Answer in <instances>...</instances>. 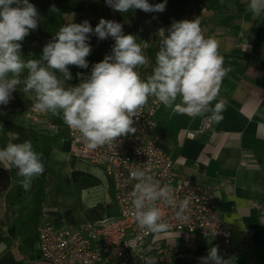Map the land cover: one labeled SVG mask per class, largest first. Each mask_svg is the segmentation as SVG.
<instances>
[{"label":"crops","instance_id":"obj_1","mask_svg":"<svg viewBox=\"0 0 264 264\" xmlns=\"http://www.w3.org/2000/svg\"><path fill=\"white\" fill-rule=\"evenodd\" d=\"M249 2L220 0L215 9H200L189 0H179L166 6L163 12H148L142 20L153 21L156 26L160 24L163 37H166L174 22L199 18L203 35L217 40L224 66L232 68L221 82L219 95L212 101L213 106L218 101L224 102L221 122L207 119L211 113L192 118L163 105L154 117L160 126L157 132L162 150L173 160L176 178L210 186L219 219L230 232L229 243L215 245L195 236L200 242L195 246L194 239L183 238L179 233L156 234L145 244L147 261L144 264H178L171 260L172 256L189 257L199 246L206 248L202 254L216 247L220 256L234 260L235 264H264V11L255 16L249 10ZM145 68L148 63L143 66ZM48 70L57 79L63 76L59 70ZM8 79L6 75L5 80ZM32 94L36 97L35 92ZM11 95L9 103L0 105V109L19 123L18 116L13 114L18 100L15 92ZM30 101L28 109L35 103ZM174 103H181L179 95ZM52 118L51 113L47 114L40 125L45 121L53 123ZM28 124L39 123L26 122L24 125ZM63 133L66 137V132ZM9 141L20 143L18 132L11 130L3 134L0 130V147H6ZM96 169L71 155L65 138L49 155L44 186L46 190L58 180L63 183L62 189L55 204H46L45 198L37 227L30 213L24 214L22 222L14 221L0 198V264H49L40 258L37 246L40 227L83 224L87 222L85 212L89 208L99 204L116 207L112 181ZM72 171L88 173L99 181L81 192L84 206L78 214H73L61 202L75 197L70 178ZM27 216L32 226L29 231L24 228ZM176 241H181V245L176 246ZM136 255L129 250L123 259L104 264H136ZM202 257L206 256H194L197 264H202Z\"/></svg>","mask_w":264,"mask_h":264},{"label":"clouds","instance_id":"obj_2","mask_svg":"<svg viewBox=\"0 0 264 264\" xmlns=\"http://www.w3.org/2000/svg\"><path fill=\"white\" fill-rule=\"evenodd\" d=\"M115 11L127 13L130 10L143 12H163L166 3L150 4L148 0H106ZM249 10L260 16L264 11V0H250ZM55 11V6L51 8ZM39 13L29 0H0V105H7L11 93L21 83L18 78L23 69L29 75L24 81V93L34 90L36 101L33 109L40 114L60 115L63 123L79 134L85 147L96 150L105 145L111 147L119 137L134 134L133 117L154 97L164 107L178 111L182 115L195 118L211 113L207 119L219 123L223 120L225 105L212 101L219 95L224 77L232 71L224 66V57L219 54V44L212 37L203 35L199 18L174 22L168 35L162 39V47L156 54L155 68L147 81H142L137 66L147 63L142 48L133 35L123 34V26L112 20L100 19L93 29L88 21L62 26L56 33L54 42L43 48L42 59L47 68L40 67L39 61L20 58L21 43L30 30L38 27ZM95 33L100 39L112 37L115 40L113 54L95 63L90 77L79 86L66 90L61 82L48 69L59 70L65 79H71L68 66L88 68L86 57L91 46L86 41L89 34ZM160 35L163 37V30ZM12 78L5 80L7 74ZM83 78L82 73H77ZM180 104H175L177 97ZM18 139V137H13ZM0 163L6 168L18 169L19 182L25 190H30L32 180L45 171L39 154L34 151L31 141L13 143L9 141L0 148ZM134 178L144 176L143 171L132 172ZM171 189L136 184L132 192V203L136 209L133 218L139 228H146L152 234L165 233L167 223H158L161 212L155 208L143 211L145 201H155L159 197L169 198ZM168 203H173L169 198ZM189 201L181 203L177 218L186 221L181 213L188 208ZM202 264H229L212 247Z\"/></svg>","mask_w":264,"mask_h":264},{"label":"built area","instance_id":"obj_3","mask_svg":"<svg viewBox=\"0 0 264 264\" xmlns=\"http://www.w3.org/2000/svg\"><path fill=\"white\" fill-rule=\"evenodd\" d=\"M161 103L154 97L133 117L134 134L119 137L111 147L105 145L96 150L85 147L78 133L66 129L69 152L80 162L96 167L112 181L114 201L118 216L99 222L56 227L45 224L37 233V246L40 258L49 264H104L123 259L129 250L136 252L137 260H146L145 244L156 234L146 228H139L133 218L136 211L131 195L136 184L155 186L157 191L168 187L169 198L159 197L155 201H145L143 211L155 207L161 212L158 223H167L165 233L175 232L186 238L199 237L203 242L229 243L230 232L219 219L212 200L210 186L194 184L189 180H179L173 172V160L162 150L161 138L156 134L155 114ZM32 123H41L40 114L34 109ZM56 130L54 124L47 125ZM143 171L144 176L134 178L131 173ZM189 201L188 208L177 218L181 203ZM176 246L181 241L175 242Z\"/></svg>","mask_w":264,"mask_h":264},{"label":"rangeland","instance_id":"obj_4","mask_svg":"<svg viewBox=\"0 0 264 264\" xmlns=\"http://www.w3.org/2000/svg\"><path fill=\"white\" fill-rule=\"evenodd\" d=\"M30 3L35 5L38 9L39 16L43 17L41 20L38 21V27L35 30H30L29 34L24 38L21 43L20 49V58L23 62H27L28 60H36L40 61L41 56L34 52L33 50H42L43 48L50 42H54L56 33L62 26H66L70 23H83L84 21H88L92 28L94 29L95 26L99 23L100 19L103 18L105 20H112L116 22V16L114 10L106 3V0H29ZM55 6V11H52V6ZM159 27V28H158ZM159 31H161L160 24L152 22H143L136 24H128L126 27L123 28V34L125 35H133L135 37L136 43L140 45L142 48V54L146 57L148 67H150V62L146 55V48L150 46L152 43V39L155 36L160 35ZM42 38L37 39L39 34ZM91 46V52L89 56L86 57L88 61V68H79L77 66L70 65L68 66V70L71 73V79H65L64 76H61L58 80L61 82V86L66 90H71L82 82L85 79L90 77L91 72L90 69L94 66L95 63L101 62L105 56L112 55L113 47L115 44V40L112 37H108L106 39H100L94 32L89 34V38L86 41ZM32 48V51H29L28 47ZM29 51V52H28ZM144 64L145 66L147 65ZM40 65V64H39ZM137 66L135 71H137L140 78H142V71L143 66ZM77 73H82L83 78L78 77ZM29 75L28 69H23L19 75V79L21 81L12 92L15 96L20 95V100L17 98L18 103L17 106L14 105L13 114L18 116L19 124H25L26 122H31V118L33 115V107L30 105V108H20L18 105L24 104V100H32L36 101V97L32 94L34 90H31L29 93H24V81L27 79ZM8 78H12V74H7ZM12 96V95H11ZM149 99V98H148ZM31 102V101H30ZM28 109V110H27ZM60 115L53 116V124L58 127L62 132H66L67 126L63 123L62 120V110H58ZM40 121H44L47 119V115L39 116ZM40 125V124H39ZM65 170V169H64ZM99 169H96L97 171ZM74 172V171H72ZM71 172V173H72ZM79 172V171H78ZM83 173L81 177L77 178V182H74L71 178V183L73 190L75 191V197L71 199H62V204L68 207L73 214H78L80 211V207L84 206V203L80 200V194L84 189H87L92 186H86L85 183L89 177H92L88 173ZM70 173V175H71ZM62 182H54L46 191V204L53 205L56 203L57 199L56 196H59V192L62 189ZM30 217L24 221V228L28 231L32 229ZM77 225V224H73ZM189 239H194L192 241L193 244L197 246L200 242L196 240L194 235H189Z\"/></svg>","mask_w":264,"mask_h":264},{"label":"trees","instance_id":"obj_5","mask_svg":"<svg viewBox=\"0 0 264 264\" xmlns=\"http://www.w3.org/2000/svg\"><path fill=\"white\" fill-rule=\"evenodd\" d=\"M179 0H148L150 4L157 3H166V6H169L173 3L178 2ZM198 8H209L215 9L220 0H189ZM37 8V7H36ZM38 11V9H37ZM148 14L143 12L142 10H130L127 13H120L115 11L116 22L122 24L123 28L128 24H138L140 23L144 16ZM43 17H38V21ZM39 34V33H37ZM42 38L39 34L37 39ZM164 37L158 35L152 39V43L149 47L146 48V55L150 62V67L143 69L142 71V81H147L148 77L152 75L153 70L156 66L155 59L156 54L159 52L162 47V39ZM29 51H32V48L28 47ZM28 51V52H29ZM37 54L41 56L40 59V67H45L47 62L42 59V50H33ZM99 63V62H97ZM93 68V67H92ZM92 68L90 72H92ZM20 100L21 96L16 95ZM30 101L24 100V104L21 105L22 108L28 107ZM156 118V117H155ZM51 124L50 121H45L41 125H22L19 124L9 118V116L0 109V130L3 134L8 131L14 130L19 134V142L22 143L24 141H31L34 151H36L40 158L42 159L45 165L44 173L38 178H34L32 180V185L30 190H25L21 185L20 181L23 179L22 177L17 175L18 169L16 168H6L2 163H0V198L3 199L7 211L10 213L11 217H13L14 221L22 222L23 216L25 213H30L31 221L35 227L39 225L40 219L42 217V209L45 203V183H46V175L48 172V159L51 151L63 140L65 139L64 133L56 127V130H52L47 125ZM53 124V123H52ZM156 128L155 132L158 134V130L160 129L159 123L155 121ZM163 137V136H162ZM4 148V147H0ZM83 173L74 171L71 173L72 179L74 182H77V178L81 177ZM98 180L93 177H89L86 186H95L98 184ZM85 216L87 222H99L105 219H112L118 216V211L114 204L112 205H96L92 208H89L85 212ZM202 246H199L196 252H193L189 257H182V255L175 254L171 257V260L178 264H197L194 256L196 255H205L208 254L203 253ZM147 255V253H146ZM229 264H235V261L232 259H228ZM136 264H142L139 260H137ZM249 264V263H245Z\"/></svg>","mask_w":264,"mask_h":264}]
</instances>
